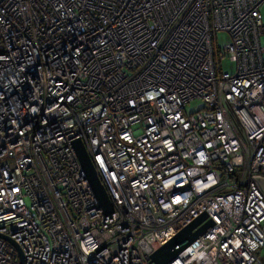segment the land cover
<instances>
[{
  "label": "built area",
  "instance_id": "built-area-1",
  "mask_svg": "<svg viewBox=\"0 0 264 264\" xmlns=\"http://www.w3.org/2000/svg\"><path fill=\"white\" fill-rule=\"evenodd\" d=\"M263 5L0 0V264H264Z\"/></svg>",
  "mask_w": 264,
  "mask_h": 264
},
{
  "label": "water",
  "instance_id": "water-1",
  "mask_svg": "<svg viewBox=\"0 0 264 264\" xmlns=\"http://www.w3.org/2000/svg\"><path fill=\"white\" fill-rule=\"evenodd\" d=\"M73 147L76 155L81 163L82 170L86 179L94 191L100 207L103 209L106 215L113 213V207L106 193L105 188L101 184L97 170L88 155L81 140L73 142ZM261 190L264 192V179L254 178ZM208 215L206 213L198 216L194 221L187 225L184 229L178 232L167 244L162 246L151 256V264H169L179 257L189 246H191L200 237L204 236L209 228L214 224L211 220H207ZM20 264H23V255L20 251Z\"/></svg>",
  "mask_w": 264,
  "mask_h": 264
},
{
  "label": "rangeland",
  "instance_id": "rangeland-1",
  "mask_svg": "<svg viewBox=\"0 0 264 264\" xmlns=\"http://www.w3.org/2000/svg\"><path fill=\"white\" fill-rule=\"evenodd\" d=\"M261 14H262V18L264 21V5L262 7ZM229 42H230L229 37L224 33H218V35L215 36V43L220 47L227 45ZM260 43L262 47H264V36L261 37ZM220 69L222 73L234 74L236 71V64L230 62L228 58H225L224 60L220 62ZM203 107L204 105L202 104V102L196 101V102L190 103L187 106V111L189 113H193V112H196L202 109ZM262 252L264 253V249L262 250Z\"/></svg>",
  "mask_w": 264,
  "mask_h": 264
}]
</instances>
